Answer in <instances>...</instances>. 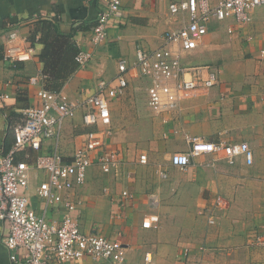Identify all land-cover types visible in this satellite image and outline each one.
<instances>
[{"label":"crops","instance_id":"crops-1","mask_svg":"<svg viewBox=\"0 0 264 264\" xmlns=\"http://www.w3.org/2000/svg\"><path fill=\"white\" fill-rule=\"evenodd\" d=\"M172 1L181 0H122V16L111 19L107 40L94 45L91 29L81 28L96 24L102 0H0V52L4 54L13 30L20 39L29 40L40 19L57 21L65 33L78 27L74 39L80 50L93 52V59L79 67L62 90L70 99L82 101L95 93L101 78L118 73L119 59L135 61L139 46L158 47L166 31L188 21L186 13L170 12ZM210 1L216 4L218 0ZM249 14L248 21L234 16L211 20L199 46L183 56L186 64L216 69L219 82L186 99L169 115L151 110L149 119L162 140L145 147L128 146V133L117 123L120 117L136 119L133 91L143 78L137 69L128 73L125 93L111 102L108 143L123 154V165L110 174L97 165L90 167L86 183L75 187L72 194L82 229L122 240L128 264L141 260L146 251L153 253V264H264V7L251 9ZM41 48L35 47L31 60L15 65L0 57V93L9 95L0 100V151L13 143L10 125L22 119L24 108L38 101L37 91L44 85ZM33 77L39 82L32 83ZM143 79L147 99L149 80ZM83 112L80 108L66 121L62 146L68 154L87 129ZM188 135L210 141H246L254 151V163L248 165L238 158L230 164L220 155L205 154L194 157L183 171L171 164V155L189 149ZM160 151L168 154L167 162H157ZM142 154L147 156L145 163L140 161ZM43 178L33 171L28 193L35 206L39 204L36 188ZM123 190L132 194L124 203ZM211 192L224 194L219 195L221 205L216 204L217 198L206 196ZM202 207L205 223L197 220ZM59 211L64 208H56L52 219L60 217ZM210 213L216 217L215 224L208 223ZM147 215L158 216L157 227L142 226ZM8 231L0 220V264H17L3 242ZM51 264L112 263L84 259Z\"/></svg>","mask_w":264,"mask_h":264},{"label":"built area","instance_id":"built-area-1","mask_svg":"<svg viewBox=\"0 0 264 264\" xmlns=\"http://www.w3.org/2000/svg\"><path fill=\"white\" fill-rule=\"evenodd\" d=\"M101 4L97 22L90 30L94 45L107 40L111 19L123 14L122 0H102ZM259 6L264 7V0H218L216 4L210 0L172 1L170 12L186 13L188 21L166 31L158 47L139 46L135 61L119 59L118 73L112 78H101L95 93L74 101L62 89L53 91L44 85L38 89V101L24 108L22 119L10 125L12 145L0 151V220L9 229L3 242L13 262L51 264L92 259L128 264L127 246L122 240L82 229L72 194L75 187L86 183L90 167L97 165L103 173L110 174L118 172L123 165V154L108 143L112 134L111 102L125 93L132 69L149 80L147 104L157 115H169L186 99L215 86L219 82L216 69L210 65L186 64L183 56L199 46L211 20L234 16L248 21L250 10ZM35 55V46L27 39H20L17 31L8 34L4 60L15 65ZM93 55L92 51L81 49L76 56L79 67L87 66ZM31 82L38 83L39 79L33 77ZM6 98L8 94L0 93V100ZM80 108L84 109L82 119L87 129L79 145L68 154L62 146L65 124ZM187 142L190 145L187 151L171 155V164L183 171L191 166L194 157L205 154L220 155L230 164L238 158L248 165L254 163V151L246 141H210L188 135ZM22 152L25 156L19 158ZM140 161L147 162L146 154L141 155ZM33 171L44 175L36 188L37 206H33L28 193ZM121 197L124 203L132 194L123 190ZM221 203L218 196L216 204ZM59 207L64 211L58 212L59 218L52 219V212ZM215 222L214 214H208V223ZM157 224V215H147L142 221L144 228H155ZM153 263V253L146 251L133 264Z\"/></svg>","mask_w":264,"mask_h":264},{"label":"trees","instance_id":"trees-1","mask_svg":"<svg viewBox=\"0 0 264 264\" xmlns=\"http://www.w3.org/2000/svg\"><path fill=\"white\" fill-rule=\"evenodd\" d=\"M94 26V25H93ZM82 27V30L92 29ZM75 27L70 33L60 30L57 21L53 19H40L33 30L29 43L35 47L42 46L39 58L43 64V83L47 89L59 91L68 79L78 70L79 63L76 56L80 51L76 40ZM0 57L3 58L2 52Z\"/></svg>","mask_w":264,"mask_h":264},{"label":"rangeland","instance_id":"rangeland-1","mask_svg":"<svg viewBox=\"0 0 264 264\" xmlns=\"http://www.w3.org/2000/svg\"><path fill=\"white\" fill-rule=\"evenodd\" d=\"M142 81V85L138 89H134L133 96L135 100V111L137 112L134 120L126 121V118L120 117L118 120V124H120V127L123 128L128 133V140L126 144L128 146H135L137 148L146 145H149L152 141H160L162 140L160 137H157V133L154 130V121H151L149 119V114H152L151 109L147 105V99H146V90L144 89V83L145 80L143 78H140ZM140 82V80H139ZM140 113L141 115H137ZM156 159L158 163H162L163 161H168V154L166 152L160 151L156 154ZM219 195L224 196L221 192H211L207 193L206 196L212 197L213 199H216ZM33 206L34 203H33ZM203 207L199 210V214L197 217V220L204 221V214H202ZM217 215V214H216ZM202 216V217H201ZM218 216V215H217ZM199 218V219H198ZM206 219V218H205ZM207 223V219H206ZM226 264H229L228 262Z\"/></svg>","mask_w":264,"mask_h":264}]
</instances>
